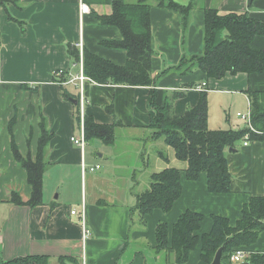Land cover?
<instances>
[{"label":"crops","instance_id":"obj_1","mask_svg":"<svg viewBox=\"0 0 264 264\" xmlns=\"http://www.w3.org/2000/svg\"><path fill=\"white\" fill-rule=\"evenodd\" d=\"M113 1L14 0L0 11V260L4 262L46 256L53 264L60 257L77 258L81 264H175L173 228L185 212L203 216L196 233L202 237L211 232L214 217L225 218L235 227L244 206L253 197L264 196V140L241 141L236 150L226 152L231 191L214 194L209 191L207 173L197 180L188 179L186 164L149 127L156 106L163 107L175 93L183 95L174 101V113L184 116L207 92L210 129L248 128L237 114L251 108L250 90L264 91V73L207 80L198 69L182 74L176 68L183 59L204 52L205 9L249 13L263 22L264 0H196L186 26L179 12L153 4L154 86L81 83L76 78L83 73V63L74 62L68 44L79 49L81 57L87 51L117 66L127 64L128 52L113 45L123 40L121 30L98 19L113 13ZM174 1L188 6L192 0ZM81 4L89 12H83ZM251 46L264 50V38L256 37ZM62 72L67 74L65 84L53 79ZM64 93L73 99L68 100ZM78 99L83 100L84 115L97 124L119 123L112 145L90 140L83 153L72 143V137L80 134L75 115ZM218 104L219 117L214 110ZM236 107L247 110L233 116L230 108ZM43 121L51 136L43 204L14 205L12 193L27 203L32 188L26 170L15 159L13 145L23 157L35 160ZM83 163L100 169L83 173ZM167 168L181 171V196L168 212L156 209L143 219L133 211L136 196L150 188L153 174ZM83 208L85 227L91 232L88 237L78 217L71 214L73 209L81 212ZM160 223L168 227L166 251L158 249ZM242 250L248 258L264 254V229L253 245ZM201 253L200 240L185 264H199Z\"/></svg>","mask_w":264,"mask_h":264},{"label":"trees","instance_id":"obj_2","mask_svg":"<svg viewBox=\"0 0 264 264\" xmlns=\"http://www.w3.org/2000/svg\"><path fill=\"white\" fill-rule=\"evenodd\" d=\"M14 0H0V11L7 9ZM169 8L179 12L186 26L190 13L196 5L192 0L188 6L173 0H125L113 1V13L98 17L104 25L118 27L123 35L121 42L113 44L128 52L125 66H117L87 51L81 57L79 49L68 44L67 50L75 63H83V73L89 80L102 85L152 87L151 61L154 55L150 21L151 5ZM10 20L16 21L12 16ZM204 52L183 59L176 68L182 74L195 69L202 71L206 79H222L227 74L238 73L263 74L264 50H256L251 44L256 37L264 38V21L261 22L249 13L221 14L216 8L205 9ZM55 82L65 84L66 73H58ZM190 88V87H189ZM251 105L253 129L212 130L209 128V98L203 92L198 104L187 110L184 116H177L173 110L174 101L183 95L175 93L163 107L156 106L157 114L151 119L149 127L154 137L163 138L177 160L186 164V175L190 180H197L203 172L208 175V188L214 194H227L231 191L232 176L226 152L236 150L241 141L264 140V91L248 92ZM68 100L73 98L64 93ZM154 101V95L152 96ZM80 99L76 110V121L80 122ZM36 159L23 157L16 145L13 152L17 162L26 170L28 182L32 188L31 198L24 203L21 196L12 193L11 203L36 207L43 204V177L48 168L46 153L51 136L43 121ZM119 123L113 125L97 124L92 117L84 116L85 135L88 141L100 140L112 145ZM248 138V139H247ZM181 171L167 168L151 176L150 188L137 194L136 211L143 219L154 210L168 212L182 192ZM203 216L199 213L185 212L173 228L172 249L176 255L175 264H185L189 253L201 240L202 253L199 264H212L216 253L224 248L223 264H232L231 256L237 251L249 247L264 229V196L253 197L244 206L242 218L235 227L222 217H214L211 232L202 237L196 235ZM158 249L168 250V227L160 223L157 228ZM59 264H81L77 258L60 257ZM249 264H264V254L255 253L247 259ZM0 264H51L46 256H28Z\"/></svg>","mask_w":264,"mask_h":264},{"label":"built area","instance_id":"obj_3","mask_svg":"<svg viewBox=\"0 0 264 264\" xmlns=\"http://www.w3.org/2000/svg\"><path fill=\"white\" fill-rule=\"evenodd\" d=\"M81 10L83 12H89V7L86 4H81ZM81 65H82V61H81ZM76 80L80 81L81 83L84 80H89L87 77H85L83 75V73H81V75L79 77L76 78ZM199 90H202L203 88H198ZM80 107H81V114H80V122H79V129H80V134L78 136H73L71 141L72 143L79 147L80 150L84 153V150L88 144V140L86 139V135H85V128H84V104H83V100L80 101ZM237 116L239 118H241V120L245 121L246 125L248 126L249 129H253L252 127V119H251V108H249L247 113H238ZM248 139V138H247ZM245 145H247V143H245ZM83 173H85L86 171H90V172H96L97 170L100 169V166H94V167H88L83 163ZM72 216H77L78 220H79V224L82 225V227L85 230V236H90L91 232L89 230L86 229V221H85V211L84 208L82 209L81 212H78V209H73L71 211ZM248 258L247 256V252L244 250H237L232 256H231V263L232 264H240L243 263L246 259Z\"/></svg>","mask_w":264,"mask_h":264},{"label":"rangeland","instance_id":"obj_4","mask_svg":"<svg viewBox=\"0 0 264 264\" xmlns=\"http://www.w3.org/2000/svg\"><path fill=\"white\" fill-rule=\"evenodd\" d=\"M174 1V0H173ZM198 1V0H197ZM185 6V5H184ZM223 106V105H222ZM229 106H230V104H229ZM228 106V107H229ZM221 105H217L215 108H214V110H216V115H218V117L219 116H221L222 115V111H221ZM244 107H241V108H233V111H232V108H230V112L233 114V116H235V114H236V111H241V112H245L246 110H247V108H245V109H243ZM234 119L235 120H237L235 117H234ZM240 123H242V124H244L242 121H239ZM237 122H233L232 123V125H234V124H236ZM239 123V124H240ZM244 128H245V125H244ZM228 129V128H227ZM146 181V178L144 177L143 178V182H145ZM72 189V188H71ZM71 192V191H70ZM72 194H73V192H71V197L73 198V196H72ZM51 264H53V263H51ZM54 264H59L58 262H55Z\"/></svg>","mask_w":264,"mask_h":264},{"label":"water","instance_id":"obj_5","mask_svg":"<svg viewBox=\"0 0 264 264\" xmlns=\"http://www.w3.org/2000/svg\"><path fill=\"white\" fill-rule=\"evenodd\" d=\"M74 104H77V102L74 101ZM223 251H224V248L223 247L218 250V252L216 253L215 258H214L212 264H223L222 263ZM240 264H249V263L248 262H243V263H240Z\"/></svg>","mask_w":264,"mask_h":264}]
</instances>
